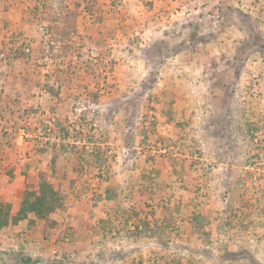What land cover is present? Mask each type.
I'll return each instance as SVG.
<instances>
[{"label":"rangeland","instance_id":"1","mask_svg":"<svg viewBox=\"0 0 264 264\" xmlns=\"http://www.w3.org/2000/svg\"><path fill=\"white\" fill-rule=\"evenodd\" d=\"M0 264H264V0H0Z\"/></svg>","mask_w":264,"mask_h":264},{"label":"trees","instance_id":"2","mask_svg":"<svg viewBox=\"0 0 264 264\" xmlns=\"http://www.w3.org/2000/svg\"><path fill=\"white\" fill-rule=\"evenodd\" d=\"M56 192L51 188L50 185L46 186L41 190V196H35V194H27L25 206L26 212H35L37 214H43L45 212L50 213L59 204L57 202ZM34 198L35 202L31 203L30 199ZM2 209V208H1Z\"/></svg>","mask_w":264,"mask_h":264}]
</instances>
